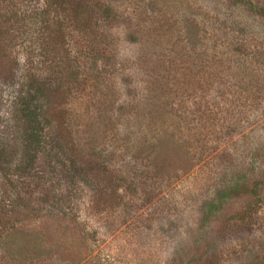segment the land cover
Returning <instances> with one entry per match:
<instances>
[{"label": "rangeland", "instance_id": "374dc122", "mask_svg": "<svg viewBox=\"0 0 264 264\" xmlns=\"http://www.w3.org/2000/svg\"><path fill=\"white\" fill-rule=\"evenodd\" d=\"M0 150V264H264V0H0Z\"/></svg>", "mask_w": 264, "mask_h": 264}, {"label": "trees", "instance_id": "16d2710c", "mask_svg": "<svg viewBox=\"0 0 264 264\" xmlns=\"http://www.w3.org/2000/svg\"><path fill=\"white\" fill-rule=\"evenodd\" d=\"M23 84L24 85H22L21 91L15 97V106L13 107L19 133L18 147H16L17 151L13 153V155L18 156V162L14 166L16 171L15 174L17 175H22L24 171L27 170L28 161L31 160L29 150H31L32 147L35 148L34 146H37V143H39L41 139V133L39 132V129L36 128L35 130L34 128H30V125L37 120L39 115L35 112L29 111V105H31V102L35 97L39 98L43 95L44 90L42 91L41 89H43L44 85L39 84V79L34 77L31 78V81H24ZM57 140L55 141L56 149H60L62 152H68V149L65 146L62 149ZM5 152V150H0V172H8L9 170L7 168L5 169L6 164L3 162V160L7 157ZM247 190L249 192V189ZM252 194H255V187L253 185ZM210 247L214 246L211 245ZM198 249L199 248H190L186 253L180 255L179 257L181 259L179 264H191L198 262L203 256V251L198 253Z\"/></svg>", "mask_w": 264, "mask_h": 264}]
</instances>
